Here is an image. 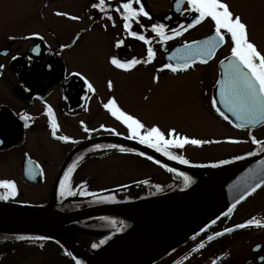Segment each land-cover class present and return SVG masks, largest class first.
I'll list each match as a JSON object with an SVG mask.
<instances>
[{
  "label": "flooded vegetation",
  "instance_id": "1",
  "mask_svg": "<svg viewBox=\"0 0 264 264\" xmlns=\"http://www.w3.org/2000/svg\"><path fill=\"white\" fill-rule=\"evenodd\" d=\"M55 1L58 2L56 7H50L51 0H44L43 6L30 14L35 22L27 23L26 32L0 30V180H13L17 187L15 196H10L7 200L0 199V203L47 205L56 176L73 152L61 177L63 180L69 167L75 163L67 180V190L73 194L61 195L59 184L55 210L61 212L149 197L146 192L151 187H156L157 190L159 186L158 193L154 194L157 195L182 191L199 182L201 178L198 172L165 166L142 147L157 154L163 153L138 140L129 139L127 126L112 116L103 105L110 98L119 100L123 96L121 91L126 89L124 85L129 74L143 72L161 76L163 71L171 75L194 72L193 76L200 83L198 89L210 98L206 106L211 105L215 110L211 95L214 97L215 83L221 71L220 62L230 57V39L226 37L212 57L196 56L188 69L172 72L163 68L164 64L172 63L167 59L168 53L178 46L201 41L214 33V24L210 18L187 30L180 28V25L193 19V14L183 11L188 8L186 0L181 5V12L176 11V0H141L150 19L141 16L139 24H132V31L143 34L150 41L149 44L130 36L123 29V18L115 8L124 0H106L111 5L107 14L93 7L99 0ZM249 1L250 6L255 7L258 0ZM223 2L228 4L234 15H241L237 9L239 0ZM134 6L139 7L137 4ZM109 15L112 19H108ZM153 23H164L167 29H175L181 34L173 35L168 31L167 34L172 38L161 41L151 30ZM117 40H123L124 44L116 47ZM148 47L154 50L155 56L150 62L144 63ZM113 56L122 61L135 58L141 63L131 69H120L111 64ZM202 59L207 61L201 62ZM211 64L216 66L212 88L207 84ZM109 81L112 83L111 88L108 87ZM88 83L93 85L95 91L88 88ZM118 100V106L131 115ZM49 108L52 115H49ZM24 116L30 119H22ZM53 120L58 126L55 136ZM59 136H68L70 139L60 140ZM96 145L101 147L97 148ZM110 145L117 147H109ZM120 147L134 151L121 152ZM170 151L187 159V164L176 160L185 166H218L194 159L184 147H173ZM140 152L145 155L141 156ZM149 156L152 159H148ZM248 156L250 155L246 154ZM112 159L119 163L105 165ZM157 160L160 161L159 164L156 163ZM238 160L240 159H236ZM96 161L102 163L98 170L91 166ZM130 161L137 167V171L140 169L142 177L132 179L129 176ZM145 165L151 170V165L156 168L147 173ZM92 169L97 170L89 173L93 176L76 181ZM35 173L40 175V181L36 183L30 178ZM185 176L189 177L187 186ZM95 181L103 187L98 192L84 194ZM107 183L112 185L106 186ZM39 186L46 188L45 193L36 189ZM5 191L0 187V195ZM253 218L259 219L261 226L253 223L242 228L235 227L246 224ZM113 220L116 221L115 225L112 224ZM65 227L85 252L97 253L127 239L135 228V222L119 215H105L70 223ZM225 228L233 230L223 232ZM217 232H223V235L216 236ZM8 233L0 231V264H12L17 256L18 241ZM209 236L213 239L209 240ZM101 240L105 243L100 244ZM49 242L47 240L45 243ZM21 243L23 242H20L22 250H32L31 242L24 245ZM201 243L204 245L202 248L199 247ZM54 244L60 251L61 246ZM93 244L98 247L93 248ZM261 256H264V185L231 212L152 264H261Z\"/></svg>",
  "mask_w": 264,
  "mask_h": 264
},
{
  "label": "water",
  "instance_id": "2",
  "mask_svg": "<svg viewBox=\"0 0 264 264\" xmlns=\"http://www.w3.org/2000/svg\"><path fill=\"white\" fill-rule=\"evenodd\" d=\"M177 49L181 51L177 52ZM186 52L184 46L177 47L167 55V58L176 65L182 62L181 58L185 57ZM226 63L227 61L225 64H220L221 75L218 80L222 79ZM215 97L221 111L237 127L236 125L241 121L219 103V85H216ZM262 124L264 123L249 124L244 128H256ZM144 150L159 157L147 149ZM69 158L63 163L56 176L50 201L46 206L0 203V231L36 233L56 239L71 253L74 264L78 261L79 264H152L226 214L230 208L238 205L252 194L253 187L264 179L263 151L242 161L213 170L212 178L201 187L194 186L176 194L169 203L161 204L157 209H137L147 202L160 200L152 198L99 205L72 212H58L54 210L57 186ZM159 158L170 165L184 168ZM30 178H33L35 183L40 181L39 174H34ZM262 185L264 184H260V187ZM260 187H256L255 191ZM241 195H244L242 200ZM164 198L166 196L161 199ZM139 213L149 225L146 224L137 236H134L135 232H133L124 241L100 253L89 254L83 251L65 228V225L72 222L104 214L122 215L134 218L133 220L137 222L135 214Z\"/></svg>",
  "mask_w": 264,
  "mask_h": 264
},
{
  "label": "snow or ice",
  "instance_id": "3",
  "mask_svg": "<svg viewBox=\"0 0 264 264\" xmlns=\"http://www.w3.org/2000/svg\"><path fill=\"white\" fill-rule=\"evenodd\" d=\"M185 3V0H176V11L181 12V5ZM188 8L183 11H187L193 14V19L185 24L180 25L182 30H187L194 27L195 25L201 23L206 18H210L214 24L213 35L207 37L203 41H192L191 44H185L184 49L187 50L185 57L181 58L182 62L176 65L172 63L164 64L163 68L169 69L172 72H178L181 70H186L190 67V64L194 62V57H211L214 55L217 46L225 42V38L230 39L232 47L230 49V57H226L225 60L221 61V64H225V69L222 75V79L217 80L216 83L219 85V103L223 104L224 108L228 112L232 113L239 121H241L236 126L239 128H244L249 124L264 123V53L258 50L257 46L250 41L248 37L247 25L242 21L239 15H234L230 11L227 3L223 0H186ZM134 4L139 5L135 7ZM94 8L99 9L101 12L107 14V9L111 7L108 5L106 0H99L98 3L93 5ZM115 11L120 13L123 18V29L128 32L132 37H135L146 44L150 41L143 35L136 31H132V24H139V18L141 16L148 17L150 19V14L145 10L141 0H124L119 4ZM72 19H79V17H71ZM108 19H112L109 15ZM114 23V22H113ZM143 27V25H140ZM151 30L157 34L161 41H167L172 38L167 32L171 31L173 35H180V31L175 29H167L164 23H153L151 24ZM36 35V34H34ZM124 44L123 40L116 41V47H120ZM180 52L181 49H177ZM155 56V52L151 47L147 48V59L144 63L150 62ZM111 64L120 69H131L136 64L141 63L140 60L135 58L131 60L122 61L117 57L113 56L110 59ZM201 62H206V60H201ZM154 79L158 80V77ZM88 88L95 91L93 85L88 83ZM108 87H112L111 81L108 82ZM217 100L214 98L212 100V106L215 110L222 116L225 120L229 117L225 115L219 107H216ZM104 108L108 109L112 116L116 117L123 124H125L130 132L129 139L138 140L141 144L148 145L154 148L157 152L163 153L164 156L169 157L172 160H179L180 163L187 164L189 161L183 157L175 155L170 151L173 147L183 148L186 144L200 145L207 143L208 141H203L199 139H190L187 136H181L177 133L175 128L169 129L167 136L164 131L158 126H152L147 128L145 131V125L135 116L130 115L123 111L117 104L115 98H110L107 103L103 105ZM49 115H52L51 108L48 109ZM24 120L30 119L28 116L22 117ZM27 127V124L25 125ZM57 124L55 120L52 121L53 135H56ZM101 127H104L101 125ZM114 131V130H110ZM58 139L68 141L70 138L68 136H59ZM253 143L264 144V142L256 139L255 136L251 137ZM99 148L101 145H96ZM109 147H117L115 145H110ZM264 150V148H262ZM121 152H131L134 151L130 148L120 147ZM141 156L145 153L140 152ZM251 155V153H249ZM152 159V157H148ZM235 159H241L237 156ZM156 163H160L159 160ZM221 164L228 163L227 160L220 161ZM73 166L69 167L68 172L65 173L64 179L60 181L61 195H71L70 191L67 190V180L69 173L73 170ZM170 171H175V169H169ZM180 175H184L180 173ZM185 186L189 182V177L185 176ZM260 184H264V179L260 183L253 187L255 191L256 187H260ZM0 187L4 188L6 191L0 195V199L7 200L10 196H15L17 194L16 183L13 180H0ZM159 190V186H157ZM83 194V193H81ZM114 199V197H111ZM240 199H244V195L240 196ZM235 205H233L234 207ZM229 212L232 211L230 208ZM116 221L113 220L112 224L115 225ZM215 223V221H213ZM255 223L257 226H261V221L259 219H250L246 224H238L236 228H242L247 225ZM118 231L120 229H117ZM233 229L225 228L223 232H231ZM223 232L215 233L216 236L223 235ZM17 239H25V237L19 236ZM41 239H47L41 238ZM209 240L213 239L212 236L208 237ZM100 244L105 243L104 240L99 242ZM203 243L199 247H203ZM93 248L98 247L97 244L92 245ZM259 247V246H258ZM71 255V253H69ZM261 264H264V256L260 258ZM79 264V261L77 262Z\"/></svg>",
  "mask_w": 264,
  "mask_h": 264
},
{
  "label": "rangeland",
  "instance_id": "4",
  "mask_svg": "<svg viewBox=\"0 0 264 264\" xmlns=\"http://www.w3.org/2000/svg\"><path fill=\"white\" fill-rule=\"evenodd\" d=\"M232 1L235 2V0ZM260 1L258 0L254 7L250 6L249 0H239L237 9L240 11L242 21L247 25L250 41L264 53V0ZM43 2L44 0H0V30L14 29L26 32L27 23L35 22L30 14L37 12L43 6ZM57 3L51 0L49 6L56 7ZM215 74L216 66L211 64L207 77L210 88H212ZM193 75H195L194 72L171 75L164 71L161 76L143 72L129 74L127 84L124 85L126 89L123 88L124 90L121 91L123 96L119 98L120 104L145 125L142 132L149 127L158 126L167 136L168 130L175 128L181 136L208 141L200 145L189 143L184 145V148L194 159L205 160L209 164L219 163L224 160L223 156L233 154L237 157L242 151H253L255 147H259L261 144L253 143L251 137L255 136L257 140L264 142V125L244 130L233 128L232 124L222 119L211 105L206 106L210 98L198 89L200 83ZM155 77H158V80L154 79ZM213 99L211 95V101ZM116 159H112L105 165L118 164ZM101 164L100 161H96L91 166H95L98 170ZM134 166V163L130 161L129 176L132 179H138L143 175L140 174V169L137 171V167ZM151 167L152 170L145 165V171L153 172L156 167L154 165ZM97 170H88V173L82 174L76 181L93 176L89 173ZM112 184L107 183L106 186ZM100 187L103 185L95 181L88 186L84 194L94 192ZM36 189L45 193L46 188L39 186ZM21 248L22 246L18 245L17 254L15 252L17 256L12 264H72L65 258H59L55 248L46 252L40 250L27 252Z\"/></svg>",
  "mask_w": 264,
  "mask_h": 264
},
{
  "label": "bare ground",
  "instance_id": "5",
  "mask_svg": "<svg viewBox=\"0 0 264 264\" xmlns=\"http://www.w3.org/2000/svg\"><path fill=\"white\" fill-rule=\"evenodd\" d=\"M212 176H213V174H206V176H203L204 180H205L204 182L210 180L212 178ZM170 201H171L170 199H160L157 201L153 200V201L147 202L146 204H144L142 206L137 207V209H139V210L145 209V208L157 209V208H159V206L161 204H167ZM140 214L141 213L135 214V219L137 220V223L139 224V229L134 233V236H137L141 232V230H143L146 227V224L149 225L148 222L146 223V219L143 218V216Z\"/></svg>",
  "mask_w": 264,
  "mask_h": 264
},
{
  "label": "trees",
  "instance_id": "6",
  "mask_svg": "<svg viewBox=\"0 0 264 264\" xmlns=\"http://www.w3.org/2000/svg\"><path fill=\"white\" fill-rule=\"evenodd\" d=\"M35 242V238L33 239ZM42 239H39V241H37L35 244H33L34 246H32V250H40L42 252H45L46 250H50L52 248H54V246L50 243V244H43ZM62 250H64V248H62ZM59 254L61 255V257H64L62 255V252L59 251ZM67 258H69L68 255H66Z\"/></svg>",
  "mask_w": 264,
  "mask_h": 264
}]
</instances>
